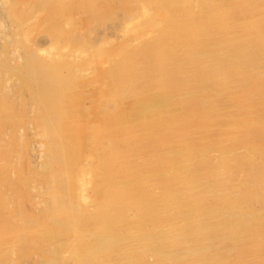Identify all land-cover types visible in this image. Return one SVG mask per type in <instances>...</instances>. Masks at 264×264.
<instances>
[{
  "label": "rangeland",
  "instance_id": "1",
  "mask_svg": "<svg viewBox=\"0 0 264 264\" xmlns=\"http://www.w3.org/2000/svg\"><path fill=\"white\" fill-rule=\"evenodd\" d=\"M69 1L71 0H61L59 3L62 5ZM229 1L231 0H228L227 2ZM34 3L35 0H0V88L5 91L0 92V96L6 94L16 100V104L22 107L23 115L25 114L23 117L26 116V119L24 118L25 120L17 121L21 126L17 129L16 133L11 130L6 131L7 133L5 136H2L6 142L0 144V179L3 180L7 174L11 178V181L7 179L0 181V202L5 203V205H0V233L4 234L3 237H0V264H47L52 262L54 264H104L107 262V264H205L206 258L202 256V254H197L196 252L193 254L190 253V251L187 252V248H183L180 251L181 254L183 252L190 253L188 255L189 258L187 259H178L179 256L176 255V259L174 256H170L167 259L158 260L157 253L159 254L160 251L169 247H167L168 245L165 246L163 244L160 246H158V244L151 245L150 242L156 238H163L168 242L173 237L178 240L181 233L177 232L172 237L170 234L168 236V233H161L162 230L161 232H158L159 234L154 233L153 231H149V234L148 231H141L139 232L140 236H143L140 238L139 233L130 232V227H119L120 229L118 231L107 233V230L111 225L109 226L102 222L101 220L104 219L102 216L99 215V217H97V215V218H91L90 215H88L92 210L100 211V203L103 195L110 192L114 193V191H118L117 194H120L126 189V186L136 187L134 193H128L131 195L129 201H134L137 205L133 206L130 210L123 212L117 209V207H113L111 214L113 215L114 221L118 220L120 217L127 218L129 216V218L134 221L135 218L138 217L136 222H142V217L139 214L141 213L143 215L142 210L144 209H148L150 213L153 211L154 215H156L157 212L160 214L164 207L166 210H169V207L174 206V203H171V200L178 201L177 196L175 195L176 190L165 193L164 190H161V186L156 183L158 181L167 182L175 177V175L180 174L181 176L177 177H183V175H186L187 180L191 183L193 182V184H197L199 182L197 187H192L193 190L190 191L191 193H188L190 195L187 198L196 200L195 198H199L203 192H214V197L212 199H206L204 201H201L200 199L198 204L196 203L197 205L195 206H197V211H208L214 206H223L226 210H229L232 205L236 210L233 212L226 211L227 213H222L221 216L216 215L215 218L198 216L189 219L188 225V222L184 220L183 230H190L192 227L194 232L198 234L200 232H197L196 230L202 228L205 229L209 224H218V226H220L219 223L221 224L225 219H228L225 220V223L231 224L232 222L230 220L236 219V221L238 220L241 223H245L243 224L244 230H247L245 236H249L252 233H260L264 235V233L261 232L264 230V3H257L254 7L255 12L248 16L235 14L230 18L229 29L220 34L219 37L222 41H225L224 45L216 46V39H212L198 48L199 52L196 54L197 56L203 55L202 60H207L208 63H222L225 73L221 71H219L218 74L216 71H213L212 73L209 72V75H212L210 77H213L210 83H205V85L192 90V93H195V96H191L190 99L195 102H200L203 116L200 119L199 117L195 118L193 112L192 115H190L191 119H188V121L192 120L193 122L190 124V127H187L186 129H168L167 126H165L166 119L177 109L175 103L177 102V99H171L170 97H172V95H168L165 91H155L161 90L158 89L159 84L153 88L155 93L146 96L147 98L145 101L141 100L142 98L139 95L133 96V100L136 103V105L134 104L133 106L134 109H137L133 113L134 117L130 113L132 110L130 108L128 110L120 111L121 116L119 118L110 115L111 112H109V110L99 113V109L107 97L105 91L107 92V88H109L108 85L110 84L108 83L110 75L109 68H112L113 60L122 59L121 55L106 56L110 55V51L116 53L118 51L143 50L147 48L146 41H150L154 38L155 30L153 28L149 27V29H142L141 27H137L140 21L142 22L145 18L141 11H137V13H135V11L134 14H130L131 17H129V21L127 20L121 24L117 30L106 38L107 40L103 39L102 41L100 40L101 43L97 42L98 45H95L96 48L88 45L86 46L87 48L82 50H72L70 42L66 41L67 43H62L64 37L59 39V42H57L58 38H53L52 30H49V26H45L48 25L46 20L48 12L42 8H34ZM40 9L43 11L41 12ZM80 12H76L77 14H75V17L78 18L79 21H83L84 17H87V13L86 11ZM139 16H141V18ZM75 17L72 24L63 21L58 28H61V32L73 28L75 29L74 33H76L75 36L84 34L89 36L88 28L82 27L79 22H75ZM136 18H140V21ZM25 20L27 22H25ZM15 21L22 24L19 26ZM30 22L32 24H30ZM24 23L28 27L30 26V28L27 29V26ZM22 25L25 26L26 30L24 29L23 31ZM71 25L74 27H71ZM244 25H246L245 28L242 30L239 29L240 26ZM20 30H22L21 33ZM17 31L19 33H16ZM27 31H29L28 34ZM53 31L55 32V29ZM238 33H241L242 36H239ZM44 34L46 35L44 36ZM32 36L35 38H32ZM21 38H23V40L26 39V41L21 42L23 41ZM13 40L16 41L18 45L16 42H13ZM28 40L32 41L27 43ZM35 40L38 45H42L44 49H42V47L40 49V46L37 45ZM41 40L42 42H40ZM61 43L62 45L64 44V46H62ZM52 45H54V47H52ZM90 46L94 49H91ZM24 48H26V50ZM63 48L66 52H64ZM32 49L35 51L32 52ZM68 49L69 51L76 52V55L71 54V56H69L70 54L67 52ZM93 50L94 53L92 52ZM50 52L53 53L51 54ZM78 52L80 56L78 55ZM105 52L109 54H105ZM16 53L17 56L20 55V57H17ZM26 53L29 55L32 53V57L34 56L40 60H44L45 64L64 61L65 63H68L67 65L70 64L69 66L71 69L73 66L75 67L77 65L80 66V69H83V71L79 70V73L76 74L78 86L75 91L80 92L82 96L80 106L84 115L81 117V121L85 127L83 132L85 137H87V134L89 133L90 138H86L85 142L83 141L84 146H81L82 153L76 161V164L70 167V170L73 171H70L64 166L62 163V159L64 158H48L49 155L59 150L55 148L58 140L57 138H49L47 130L37 118V114L40 112L46 113V110H43L44 105L41 104V101L35 96L34 87H29L25 83L21 74L14 71H10V73L5 72L6 70L9 71L8 69H10L11 66L20 68V66H22L21 64L26 61ZM37 53L38 55H36ZM150 53L151 52L149 51L143 50V60L148 62L151 57ZM60 55L62 56L61 58ZM71 57L73 58L72 62L70 61L72 59ZM56 58H60L59 61L58 59L55 61ZM81 58L83 59L81 60ZM20 59H22V61ZM12 61L15 64H13ZM203 63L199 62V65H202ZM197 68L198 63L191 67V69L195 71ZM71 69L69 70L71 71ZM160 69L157 71L158 74L152 76V83H155L158 79L161 80L160 73L162 70ZM202 73H200L199 76H201ZM9 87L12 89L10 90ZM20 96L22 98H20ZM188 101L182 100L179 101V103L187 104L185 106L187 107ZM215 103L218 105H216L217 108L220 109L213 114L211 111L217 109L215 108ZM166 107L168 109H166ZM36 108H39L40 110L38 109L36 111ZM97 108L99 116L94 112ZM104 115L110 117L113 120V123L123 120L125 123H119V128L127 126L132 127L133 125L140 126L143 124L149 126L148 123L152 127V133L158 132V130L161 131V128H164L162 129L163 132H161V138H140V141L138 142V151L134 150L135 152L129 157L133 158L134 156L131 165L127 166L128 171H131L129 173H131L130 177L133 178L132 180L134 183L129 182V179L126 178V175L128 174L127 172L123 175H118L117 173L110 174L105 171H100L98 169L99 167L96 165L93 156L94 149L97 155L111 159L116 157L115 150L117 148L127 146V141H125L126 138H115L113 137L112 132H107L103 129L102 117H104ZM80 125L81 124H79V127ZM139 128V132H142L143 127ZM186 132H188V135L190 133L194 136L188 138ZM15 136H17V140L13 141ZM10 138L15 142L14 144L11 143L12 141H9ZM170 152L174 154H170ZM14 164L17 169L10 171L11 165ZM50 166H52L54 172L52 175L49 173ZM17 170L19 171L18 176L16 174L17 172H15ZM100 181H102L101 184H99ZM146 187L149 189L144 191ZM200 187H202L203 190L197 192ZM142 190L144 192L138 193ZM165 190L169 191L170 189L166 186ZM106 191L109 192L106 193ZM147 191L149 192L146 194ZM57 193H60V197ZM54 194L55 196H53ZM2 195L3 197H1ZM161 195L167 197V200H163L164 203L160 202L162 198ZM173 195L175 196L174 199H172ZM14 196L16 198H14ZM119 198L120 195L116 200H112V202L110 201V205L118 203L117 201ZM157 202H160V204H157ZM13 207L19 208L20 213L17 214L15 211L13 213V211H11L14 209ZM71 210L77 212L75 216H79L80 214L83 216L80 215V217L76 216L75 219H72L71 217L67 219L66 213ZM158 214L156 217L152 215L153 217H151L152 220L150 223H165L167 221L166 219L170 218L166 217L164 214ZM57 215H63L62 218H65L66 216L65 219H67V223L61 225L56 223L57 220L54 216ZM173 215H177V212H173L172 216ZM217 216L219 218H217ZM174 218H170L172 222ZM199 222L201 223L199 224ZM167 224H169L168 221L164 224L165 226H163L166 227L163 228L164 233L166 232L164 230H167V227L169 229L171 228L170 224L169 226H166ZM256 224L261 225V231L257 229ZM196 227L198 228L195 229ZM47 229H55L54 235L56 237L62 235L61 237H63L64 240L68 237V239L65 240V248L63 247L60 249L56 246L57 242L53 239L54 236L53 238L46 236L44 230ZM57 229L60 231L59 234ZM97 230L100 233H98ZM79 232H81V235ZM214 235L215 234H208L205 238L203 237L200 240H202L201 243L203 244L205 242L208 243V241H214L215 244L218 245L219 250H225L220 253L221 259L217 260V263H224V260L227 259L230 263L238 256H241L238 258H245L249 252H240H244L249 245H253L252 242L249 243V240H246L247 238H244L243 242H246L247 244L242 242L240 244L243 247H241V251L236 250L234 249V243L230 241V239H225L218 234ZM79 238H83L88 246L83 249L79 248ZM219 238L220 240H218ZM222 240L224 241L222 242ZM178 243V241L176 243L173 241V244L170 246L174 248V244ZM141 248L147 249L146 251L149 252V255H141L139 257L140 253L137 251ZM152 250L155 251L154 253L156 256L152 253ZM171 252L172 251H170V253ZM130 254H132L131 256H133L135 260L138 257V260L132 262L126 260V262H123V258L125 256L130 257ZM175 254H178V251ZM217 256L218 254L215 255V257ZM112 258L114 263L109 262ZM244 263L264 264V249L255 250V252L250 254L242 264Z\"/></svg>",
  "mask_w": 264,
  "mask_h": 264
},
{
  "label": "bare ground",
  "instance_id": "2",
  "mask_svg": "<svg viewBox=\"0 0 264 264\" xmlns=\"http://www.w3.org/2000/svg\"><path fill=\"white\" fill-rule=\"evenodd\" d=\"M60 1L61 0H35V3H34L35 7L34 8H36V7L42 8V9H45L46 12H48L46 15V18H47L46 20H47L48 25H45V26H49V30L50 31L52 30V32H53V36H54L53 38L54 39L58 38L57 42H59V39H61L63 37H64V40L62 41V43L66 42V41L70 42V47L72 50L73 49L82 50V49L87 48L86 46H88V45L95 47L97 42L101 43V41L103 39H106L115 30H117L121 24H123L127 20L129 21V19H130L129 17H131L130 14H132V13L134 14L135 11H136L135 13H137V11L138 12L141 11V13L144 15L145 18L144 19L142 18L143 19L142 22L139 20L141 18V16H139L140 18H136L140 21L139 24L141 25L140 26L138 24L137 27H141L142 29H144V28L149 29V27H151L155 30L154 31V38L151 39L150 41L149 40L146 41L147 48L143 49L144 51L151 52L150 53L151 54L150 60H148V62L143 60V56H142L143 50H139V51L129 50V51H125V52H119L118 51L116 53H112L110 51V55H107L106 57L113 56V55H116V56L121 55L122 59L113 60V62H112L113 65L111 66L112 68H109L111 63L108 66V68L110 69V75H109V82L108 83H110V84L108 85L109 88H107V92L105 91V93L107 94V97L104 100L103 105L101 107L99 106L100 107L99 113L102 111H108L109 110V112H111L110 115H113L114 117L119 118L121 116L120 111L128 110L130 108V109H132L130 111V113L133 115V113L137 110V109H134V106H133L134 104L136 105V103L133 100L134 95H139L142 98L141 100L145 101V99L147 98L146 96L154 94L155 91H165V93H167L168 95H172V97H170L171 99H173V98L177 99V102H175L177 105V107H176L177 109L175 111H173L172 115L170 117H168L165 121V123H166L165 126H167L168 129H172V128H174V129L175 128H185L186 129L187 127H190V124L193 121L192 120L188 121V119L190 118V115H192L193 112H194L195 118L199 117V119H200L203 116V110L200 106V102H198V101L195 102L192 99H190L191 96H195V93H192V90H194L197 87L205 85V83H210V81L213 79V77H210L212 75H209V74L212 73L213 71L214 72L216 71L217 74L219 71L224 72V69L222 67V65H223L222 63H215V62L208 63L207 60H204V59L202 60L203 55L197 56L196 54L199 52L198 48L202 44L207 43V42L211 41L212 39H216V41H217L215 43L216 46L224 45L225 41H222L219 37H220V34L225 32V30L229 29L230 18L233 17L235 14H243V16L244 15L248 16L251 13L255 12L254 7L257 3H264L263 0H231L229 2H227L228 0H188V1L187 0H71V1L67 2L66 4L61 5L59 3ZM11 6H13V5H11ZM40 11H41V9H40ZM80 11H86V13H87V17L85 16L86 18L84 17L83 21L81 19H80L81 21H79L78 18L75 17V14H77ZM30 17H31V15H30ZM74 17L76 18L75 22H79V23H81L82 27L88 28V32L90 34L89 36H87L85 34L75 36L76 33H74L75 29H73V28L68 29L64 32H61V28H58V26H61V22L67 21L68 23L72 24L74 22L73 21ZM14 18H15V16H14ZM38 19H39V17H38ZM26 20H28V19H26ZM26 20H25V22H27ZM13 22H14V20H13ZM15 22H17V21H15ZM17 23L19 26H20V24H22V23L19 24V22H17ZM30 24H32V23L30 22ZM127 24H126V26H127ZM41 25H39V26H41ZM42 26L45 27L44 25H42ZM245 26L246 25L240 26L239 29L242 30L243 28H245ZM71 27H74V26L71 25ZM28 28H30V26L29 27L27 26V29ZM22 29L24 31L25 26H23ZM54 29H55V32L53 31ZM30 30H33V29H30ZM43 30H45V29H43ZM21 32H22V30H20V33ZM28 32L29 31H27V34H28ZM34 32H36V31H34ZM16 33H19V32L17 31ZM147 33H148V31H147ZM7 34H6V36H7ZM22 34H24V33H22ZM31 34H33V33H31ZM238 34H239V36L241 35V33H238ZM40 35H42V34H40ZM45 35L46 34H44V36ZM145 35H147V34H145ZM243 35H244V33H243ZM113 36H114V34H113ZM113 36H111V37H113ZM29 37H28V39H29ZM23 38H21V39L23 40ZM32 38H35V37L32 36ZM116 38H117V36H116ZM46 40H47V38H46ZM10 41H12V40H10ZM24 41H26V39H24L21 42H24ZM29 41L31 42L32 40H28L27 43ZM13 42H16V41L13 40ZM40 42H42V40ZM36 43H37V41H36ZM62 43H61V45H62ZM16 44H17V42H16ZM37 45H38V43H37ZM38 46H40L39 48L41 49L42 45L39 44ZM62 46H64V44ZM11 47H12V45H11ZM52 47H54V45H52ZM26 48H24V49L26 50ZM42 49H44V48L42 47ZM55 49H56V47H55ZM59 49H60V47H59ZM91 49H94V48L91 47ZM205 49H209V48H205ZM63 50H64V48H63ZM63 50H62V52H63ZM34 51L32 49V52H34ZM40 51H42V50H40ZM55 51H57V50H55ZM185 51H188V52H185ZM43 52H44V50H43ZM64 52H66V51L64 50ZM67 52H68V54H70L69 56H71V54L76 55L75 54L76 52L69 51V49ZM92 52L94 53V50ZM41 53H40V55H41ZM82 53H84V52H82ZM106 53L107 52H105V54ZM44 54H45V52H44ZM107 54H109V53H107ZM34 55H35V53H34ZM36 55H38V53ZM40 55H39V57H40ZM78 55L80 56L79 52H78ZM8 56H9V54H8ZM16 56H17V53H16ZM18 56L20 57V55H18ZM61 57L62 56L60 55V58ZM57 59L58 58H56L55 61ZM59 59H58V61H59ZM82 59L83 58H81V60ZM20 60L22 61V59H20ZM72 60H73V58L70 61L72 62ZM202 61L205 63H203ZM199 62H201L203 64L199 65ZM12 63L15 64L13 61H12ZM197 63H198V68L196 69V71L191 69V67ZM67 64L68 63H65L64 61L63 62L59 61V62H55V63L51 62V63L45 64L44 60H40L39 58L34 57V56L32 57V53H31V55L26 53V61H25V63L21 64L22 66H20V68H16V66H14V67L11 66L10 69L7 68L9 71L6 70L5 72L10 73V71H14L16 73L21 74L25 83L31 88L34 87L35 96H37L38 99L41 101V104L44 105L43 110H46V113L40 112L39 114H37V118L39 119L41 124L45 127V129L47 130L49 138H57V140H58L57 145H55V148H57L59 150L55 151L54 153L49 155L48 158H51V159L53 157L64 158V159L61 158L63 160L62 163L64 164V166L66 168H68L70 170L71 169L70 167L72 165L76 164V161L79 159V157L82 153V151H81L82 147L81 146H84L83 143L85 142L86 138H90V134L88 133L87 137H85V134L83 132V129L85 130V127H84L83 122L81 121V117H83L84 115L81 111V106H80L82 96H81L80 92L75 91V89H77V86H78L76 74L79 73V70L83 71V69H80V66H78V65L75 67L73 66L74 69L73 68L71 69L69 66L70 64L69 65H67ZM69 69H71V71ZM159 69L162 70V72L160 73L161 80L158 79L155 83H152L151 78H152V76H154V74H158L157 71ZM201 70L203 73L201 72ZM85 71H87V70H85ZM66 72H68V73H66ZM84 73H86V72H84ZM200 73H202L201 76H199ZM1 80H3V79H1ZM80 81H81V79H80ZM10 84H11V82H10ZM84 84H86V83H84ZM157 84H159L158 89H161V90H155L154 91L153 88H155V86ZM8 85H9V83H8ZM11 89L12 88H10V90ZM0 92H5V91H3L2 88H0ZM81 92H83V91H81ZM17 94H16V96H17ZM20 98H22V97L20 96ZM13 100L14 99H12L9 95H6V94H3L0 96V144L2 142H6V141H4V138L2 136H5V134L7 133L6 132L7 130H11L12 132L15 131L14 133H16L17 129L21 126L17 121H23L26 119V116L23 117L25 114L23 115L22 107H20L16 104V102H15L16 100H14V101ZM182 100L183 101L189 100L187 107H185L187 104H180L179 103V101H182ZM216 103H215V108H217V106H218ZM20 105H21V103H20ZM150 106H152V105H150ZM98 108L96 109V111H94L97 114V116H99V113L97 111ZM38 109L36 108V111ZM166 109H168V108L166 107ZM219 109L220 108L213 109V111H211V112L213 114H215L217 111H219ZM35 114H36V112H35ZM133 117H134V115H133ZM102 118H103V129L107 132H112L113 137H115V138H126L125 141H127V143H126L127 146L126 147L122 146L120 148H117L115 150L116 151L115 152L116 157H113L111 159L97 155L96 151L94 149L93 156H94L96 165H97V167H99L98 169L100 171H105V172H108L110 174H116L117 173L118 175H120V174L123 175L127 172L128 174L126 175L127 176L126 178L129 179V182L134 183L132 180L133 178L130 177L131 173H129V172H131V171L130 170L128 171V168H127V166L131 165V161L134 158V156H133V158H129V157L131 156L132 153L135 152L134 150L138 151V142L140 141V138H161V132H163L162 129H164V128H161V131L158 130V132H153V133L151 132L152 127L150 126L149 123H148L149 126H147L146 124H143L140 126L139 125L138 126L133 125L132 127L127 126L124 128H119L118 127L119 123H121V122L125 123V122H123V120L113 123V120L110 117H106L104 115V117H102ZM145 119H147V118H145ZM146 122H148V121H146ZM79 124H81L80 127H79ZM139 127H143L142 132H139L140 131ZM117 134H118V136H117ZM186 134L188 135V132H186ZM193 136H194L193 134L189 133V135L187 137L190 138ZM10 137H11V134H10ZM22 137H25V136H22ZM16 140H17V136H15L13 141H16ZM9 141L11 142L12 138H10ZM13 141L11 143L14 144L15 142H13ZM5 152H6V150H5ZM8 154H9V152H8ZM55 154H57V155H55ZM170 154H174V153L170 152ZM8 168H10V167H8ZM49 168H50L49 173L51 175L54 174V172L52 170V166H50ZM1 169H2V167H1ZM16 169L17 168H16L15 164L11 165L10 171H13ZM70 171H73V170H70ZM15 172H17L16 174L18 176L19 171L17 170ZM177 176H181V174L175 175V177L171 178V180H169L167 182L158 181L156 183L159 186H161V188H162L161 190H164L165 193L176 190L175 195L177 196V199H178V201H172L171 200V203H174V206L169 207L170 208L169 210L168 209L166 210L164 207V209L160 213V214H164L166 217H170V218L175 217L173 219V222L171 221L170 218L166 219L169 222L171 228L169 229L167 227V230H164V231H166L165 233L163 232V228H166V227H163V226H165L164 224L167 223V221L165 223L164 222L156 223V224L150 223L152 220L151 217H153L152 215H154V214H153V211H151V213H150V211L148 209L142 210L143 215L141 213L139 214L142 217V222L141 221L136 222V219L138 217L137 218L134 217L135 218V221H134V220H131L129 218V216L127 218L120 217V218H118V220L114 221L113 215L111 214L113 207H117V209H119L121 212H123L126 210H130L133 206L137 205V204H135L134 201H133L134 203L129 201V197H131V195L128 192L134 193L135 188H136L134 186H126V189H124L120 194H117L118 191L117 192L114 191V193H111V192L107 193L109 191H106L107 194L103 195V198L101 199L102 201L100 200L101 201L100 211L99 210H97V211L92 210L88 213V215H90L91 218H97V217H99V215L102 216V218H104V219L101 221L104 222L106 225H109V226L111 225V227L107 230L108 231L107 233L118 231L120 228H128V227H130L131 233H139L141 231H148V234H149V231H153L154 233H158L159 231L161 232V230H162L161 233H163V234L168 233V236L170 234V236L172 235V237L177 232L181 233L179 235L178 240L175 239V237H173L168 242L167 240H164L163 238L162 239L156 238L157 240L155 239V240L150 242L151 245L158 244V246H160L161 244H163L165 246L168 245L167 247H169V248H166V249L160 251L159 254L157 253L158 260L159 259H167L170 256L171 257L174 256V258L176 259L177 258L176 255L179 256L178 259L179 258L187 259V258H189L188 255L190 253L195 254V252H196L197 254H202V256H204L206 258V260L203 258L205 260V264H242L244 262V260L249 257L250 254H253L255 252V250H257V249L263 250L264 249V235H262L258 232L259 234L252 233L249 236H245L247 234V230H244V228H243V224H245V223H241L238 220L236 221V219L230 220L232 223L227 224V223H225V220H228V219L224 218L225 220L221 224L219 223L220 226H218V224H209L208 223L209 225L205 229L200 227L202 229L196 230L197 232H200L198 234L194 232V230L192 229L191 226L190 227L192 230L191 229L190 230H183V225H184L183 223L185 221L188 222L189 219H192V218H195L198 216H204V217H208V218L214 217L215 218L216 215L221 216L222 213H227L226 211L233 212L236 210H235V207H232L233 206L232 205V206H230L229 210H226V208H224L223 206L222 207L214 206L213 208H210L208 211H206V210L197 211V206H195V205L198 204L199 200L201 199V201H204L206 199H212L214 197V192H209V191H207L205 193L203 192L199 198H195L196 200H193V199L191 200L190 198H187L190 195L188 193H191L190 191L193 190L194 186L197 187L199 182L197 184L196 183L193 184V182L191 183L190 181L187 180L186 175H183V177H177ZM18 178H20V177H18ZM4 179L11 181V178L8 176V174L6 175L5 178H3V180ZM3 180L0 179V181H3ZM5 181H4V183H5ZM197 181H199V180H197ZM101 183H102V181L99 182V184H101ZM69 185H71V184H69ZM166 186L170 189L169 191L165 190ZM148 189L149 188L146 187L144 191H146ZM201 190H203L202 187H200L197 190V192H200ZM144 191L142 190V191H139L138 193H141ZM8 192H10V191H8ZM148 192L149 191H147L146 194ZM58 195L60 197V193ZM119 195H120V198L117 201L118 203H115V204L113 203V205H110V201L112 202V200H116V198H118ZM53 196H55V194ZM1 197H3V195ZM114 197H116V198H114ZM169 197H171V196H169ZM174 197L175 196L173 195L172 199H174ZM196 197H197V194H196ZM14 198H16V197L14 196ZM163 200H167V197L162 196L160 202L164 203ZM3 201H4V199H3ZM160 202L159 203L157 202V204H160ZM12 203H14V202H12ZM162 203H161V205H162ZM1 204L5 205L4 202L3 203L0 202V205ZM75 209H76V207H75ZM9 211H7V212H9ZM11 211H13V213L15 211L17 214L20 213L19 208H14ZM70 212H72V213H70ZM173 212H177V215L172 216ZM228 213H230V212H228ZM75 214H77V212H75L74 210L68 211L66 213L67 219L70 217L72 219H75L76 216H78V215L75 216ZM121 214H123V213H121ZM157 214H158V212H157ZM157 214L154 216L156 217ZM160 214H158V215H160ZM0 215H1V213H0ZM80 215L83 216L82 214H80ZM80 215L78 217H80ZM134 215H136V214H134ZM62 216H58V215L54 216V218L57 220L56 223H59L60 225L67 223L66 222L67 219H65L66 216H65V218L64 217L62 218ZM222 216H224V215H222ZM227 216H225V217H227ZM0 218H1V216H0ZM186 218H188V219H186ZM217 218H219V217L217 216ZM52 220H54V219H52ZM126 220H131V221H126ZM217 220H219V219H217ZM220 220H221V218H220ZM218 222H220V221H218ZM200 223L201 222H199V224ZM169 224H167L166 226H169ZM188 224H189V222L187 223V225ZM259 224H256L257 225L256 227L259 231H261V228H260L261 225H259ZM198 226H200V225H198ZM61 227H63V226H61ZM197 228L198 227H196L195 229H197ZM43 229H45V228H43ZM79 230H77V231H79ZM21 231H23V230H21ZM179 231H181V232H179ZM44 232H45L46 236L49 238H53V236H54L53 239L56 240L55 242H57V244L56 243H52V244H56V246L59 247L60 249H62L65 246V244H66L65 240L68 239V237L65 240L63 237H61L62 235L59 237H56L54 235L55 229H47V230H44ZM97 232L100 233L98 230H97ZM102 232H104V231H102ZM261 232L264 233V230ZM59 233H60V231L58 230V234ZM79 233L81 235V232H79ZM84 234H86V233H84ZM163 234H161V235H163ZM208 234H215V235L218 234L225 239H227V238L230 239V241H232L234 243V249L240 250V251H241V247H242V245H240V244L243 242L244 238L245 239L247 238L246 240H249V243L252 242L253 245L252 246L249 245L248 248L246 247L247 249L245 251L243 250L244 252H240V253H248L249 252V254L247 256H245V258H238V257H241V256H238L233 262L229 263L228 259H227V260H224V263H221V262L217 263L216 261L221 259L220 253L222 251H225V250H219L218 245H216L214 241H210V242L208 241V243L205 242L206 244L201 243L202 240H200V239L203 237L205 238ZM1 236L3 237L4 234L0 233V237ZM139 236H140V233H139ZM142 236H140V238ZM154 236H156V235H154ZM84 239H86V238H84ZM218 240H220V238ZM165 241H167V242H165ZM173 241L175 243L177 241L179 242L178 244H174V248H176V249H174L170 246L173 244ZM223 241L224 240H222V242ZM243 243L247 244L246 242H243ZM0 246H1V244H0ZM38 246H39V244H38ZM86 246H88V244L83 240V238H79L78 247L83 249ZM250 247H251V249H250ZM156 248H158V247H156ZM183 248H185V249L187 248V252L190 251V253L183 252L181 254L180 251ZM144 249L141 248L137 251L138 253H140L139 257L141 255L142 256L143 255H149V252L146 251L147 249H145V250ZM227 250H228V247H227ZM170 251H172V252L170 253ZM177 251H178V254H175V253H177ZM6 252H8V251H6ZM154 252L155 251H153L152 253H154ZM156 252H158V251H156ZM256 252H258V251H256ZM240 253H239V255H240ZM150 254H151V252H150ZM217 254H218V256L215 257V255H217ZM131 255L132 254H130V257L129 256H125L124 258L122 257L123 258L122 261L123 262H126V260H129L131 262L134 261L135 259ZM154 255H155V253H154ZM233 255H231V256H233ZM117 259H118V257H117ZM120 259H121V257H120ZM136 260H138V257L136 258ZM109 262L114 263L113 258L111 260H109ZM107 263H104V264H107ZM47 264H54V263L52 262V263H47ZM244 264H246V263H244Z\"/></svg>",
  "mask_w": 264,
  "mask_h": 264
}]
</instances>
